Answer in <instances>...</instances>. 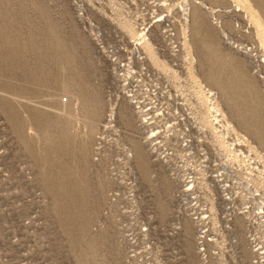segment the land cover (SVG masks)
Listing matches in <instances>:
<instances>
[{
    "label": "rangeland",
    "instance_id": "374dc122",
    "mask_svg": "<svg viewBox=\"0 0 264 264\" xmlns=\"http://www.w3.org/2000/svg\"><path fill=\"white\" fill-rule=\"evenodd\" d=\"M263 21L0 0V264H264Z\"/></svg>",
    "mask_w": 264,
    "mask_h": 264
},
{
    "label": "bare ground",
    "instance_id": "6f19581e",
    "mask_svg": "<svg viewBox=\"0 0 264 264\" xmlns=\"http://www.w3.org/2000/svg\"><path fill=\"white\" fill-rule=\"evenodd\" d=\"M238 7H240V6L238 5ZM242 7H243V6H242ZM250 7H251L252 10H253V9H257V7L254 6V5H252V4H251ZM240 9H241V8H239L238 11H239ZM257 13H258V14H257L258 18L261 19V21H262V14H260V11H259V12L257 11ZM262 26H263V29H264V21H263V25H262ZM262 31H263V30H262ZM262 31H261V33H262ZM263 36H264V35H263ZM263 44H264V39H263ZM258 110H259V109H258ZM229 112H230V111H229ZM224 115H225V114H224ZM93 120H94V119H93ZM90 122H91V121H90ZM88 125H89V121H88ZM93 125H94V124H93ZM93 127H94V126H93ZM91 131H92V130H91Z\"/></svg>",
    "mask_w": 264,
    "mask_h": 264
}]
</instances>
